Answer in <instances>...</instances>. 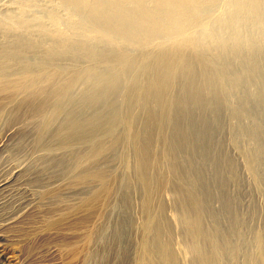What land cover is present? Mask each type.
Returning a JSON list of instances; mask_svg holds the SVG:
<instances>
[{
  "label": "bare ground",
  "instance_id": "bare-ground-1",
  "mask_svg": "<svg viewBox=\"0 0 264 264\" xmlns=\"http://www.w3.org/2000/svg\"><path fill=\"white\" fill-rule=\"evenodd\" d=\"M8 1L9 6L0 8V108L5 107L4 110L10 108L18 116L22 110L36 114L53 102L60 105L61 100L63 101L65 95L82 77L86 81L97 74L94 69L77 71L74 68L77 63L105 65L110 69L114 67L117 71L111 69L115 73L109 77L110 85L118 87L121 77L138 62V77L133 80L135 75L133 76L131 88L127 85L123 95L131 106L139 107L144 113L142 114L146 131L143 133L147 139L146 141L143 139L144 142L141 143L139 135L133 137V149L136 154L139 182L147 193L145 195L154 189L158 190L161 186L157 180L156 186L150 187L151 182L147 177L149 171L158 169L152 148L154 141L159 139L166 155L171 158L170 168L176 180L174 195L180 213L178 219L183 228L184 245L192 256L190 264H223L221 258L225 250L228 258L233 259L239 248L246 246L241 231L243 220L233 212L234 208L232 211V199L218 196L214 190L213 194L208 186L201 194L202 197L195 193L197 182L201 180V175H204L198 171L199 169H194L196 167L194 165L197 164L196 160V164L194 163L195 151L210 148L211 142L208 141V136L197 137L195 140L191 137V132L197 130L199 132L197 134L206 136L210 115L217 112L220 107L224 109V106L229 105L226 102L231 101L228 100L232 92L242 84L248 87L250 94L247 96L250 100L247 103L246 100H242L236 109L228 110L231 119L235 122L243 121L251 110L263 112L264 0ZM222 5L225 10L214 19V12ZM208 22L211 31L204 33L202 28H205ZM196 28L200 29L197 33ZM225 29L232 31L228 39L232 40L230 44L221 40L223 38L221 32ZM211 38L220 41L213 45L208 42ZM224 39L227 40L225 37ZM144 47H149V50L139 51L137 57H132L129 53L132 49ZM246 86L244 88L247 89ZM255 118L253 119L258 120L259 116L258 119ZM126 123L129 131L131 124L129 115L126 117ZM254 124L247 130L256 150H259L262 142L259 138L261 125L257 127ZM153 128L157 139L151 134ZM169 129H172L171 134H167ZM205 139L206 146H203ZM5 142L6 139L0 138V148ZM184 150L191 152L187 155ZM223 156L218 157L221 167L226 168V165L229 167L230 161L227 162V158ZM249 159L253 163L260 162L262 155L260 156L257 151L251 154ZM205 178L206 176L204 182ZM233 179L231 178V182ZM6 180H0V192L10 178ZM225 180L223 178V181ZM222 186L225 187L224 184ZM203 197L205 200H202ZM209 198L229 212L230 217L228 216L229 219L225 221L228 231H231V238L226 237L228 234L223 235L219 228L212 225L207 227L203 223L206 217L212 220L216 218L215 211L210 208L207 212L204 209L206 207H203ZM148 201L147 196L143 204L146 212ZM25 203L27 202H20L18 208L16 207L18 214L5 222L23 217L30 210ZM5 222L3 223L6 224ZM156 233L154 239L160 236V229H156ZM0 240L3 242L5 240L1 233ZM262 242L264 243L261 236L255 235L253 243L261 254L257 264H264ZM153 244L158 243L154 240ZM160 249L163 251L162 259L168 264H177L175 257L169 252L168 244L164 245L162 242Z\"/></svg>",
  "mask_w": 264,
  "mask_h": 264
},
{
  "label": "rangeland",
  "instance_id": "rangeland-1",
  "mask_svg": "<svg viewBox=\"0 0 264 264\" xmlns=\"http://www.w3.org/2000/svg\"><path fill=\"white\" fill-rule=\"evenodd\" d=\"M8 2L1 0L0 8L9 6ZM224 10L222 5L214 12V19ZM204 27V33L211 31L210 22ZM199 30L196 28L195 32ZM255 33L258 35L257 30ZM231 34L230 29L223 30L221 40L232 43V40L228 41ZM218 41L213 38L208 40L213 45ZM142 50L147 51L149 47L132 49L129 53L137 57ZM137 63L121 77L118 87L110 85L109 77L117 71L114 67L111 69L115 71H111L105 65L77 63L74 67L77 71L94 69L97 74L86 81L82 77L60 105L53 102L36 114L22 110L18 116L10 108H6V112L5 107L0 108V138L6 139L4 147L0 148V180L10 178L0 192V233L5 237L4 242L0 240V264H168L162 259V242L168 244L177 264L191 263L192 256L184 245L183 228L178 219L180 213L174 195L176 180L170 168L171 158L166 155L159 139L154 141L152 148L158 169L149 171L147 177L151 182L150 187H154L157 180L161 186L145 195L147 193L139 182L133 137L139 135L141 143L146 141V123L143 122L141 109L131 106L123 95L127 85L131 88L133 76V80L138 77ZM245 86L242 84L232 92V98L227 99L231 101L226 102L229 105L224 109L219 108L223 112L217 109L210 115L206 136L197 134V130L191 132L193 139L208 136L211 142L209 149L206 147L205 150L195 151L194 163L197 164L194 169L204 174L197 182L195 193L201 196L208 186L218 196L232 199V211L234 208L233 212L243 220L241 231L246 246H241L233 259L228 258L225 250L221 258L223 264L259 263L261 254L253 243L255 235L261 236L264 241V108L263 112L251 110L245 120L236 122L228 112L236 109L240 101L246 100L247 103L250 100V91ZM128 115L131 118L129 131L126 123ZM253 124L257 127L261 125L259 150H256L247 130ZM237 127H240V131ZM154 130L151 131L153 137L156 135ZM171 130L167 134H171ZM205 144L206 139L203 146ZM257 151L262 155L261 164L249 159ZM190 152L187 150L186 154ZM218 154L220 157L224 155L232 167L226 165V168H222ZM215 166L218 167L216 170ZM223 178L229 182L223 181ZM147 196L149 205L146 212L143 204ZM210 198L203 207L207 212L210 208L215 211L216 218L212 220L206 217L203 223L207 227L212 225L219 228L223 235L228 234L226 237L231 238L226 223L229 212ZM22 201L28 203H25L30 209L28 214L19 220L5 222L18 214L16 207ZM156 229H160V236L154 239ZM154 240L158 244H153Z\"/></svg>",
  "mask_w": 264,
  "mask_h": 264
}]
</instances>
